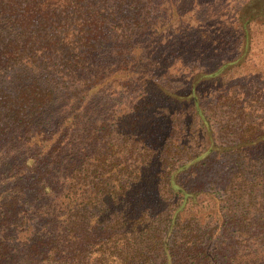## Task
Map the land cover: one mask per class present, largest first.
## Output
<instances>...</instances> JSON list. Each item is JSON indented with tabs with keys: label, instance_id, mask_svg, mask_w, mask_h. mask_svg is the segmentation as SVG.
Instances as JSON below:
<instances>
[{
	"label": "trees",
	"instance_id": "16d2710c",
	"mask_svg": "<svg viewBox=\"0 0 264 264\" xmlns=\"http://www.w3.org/2000/svg\"><path fill=\"white\" fill-rule=\"evenodd\" d=\"M182 1L0 0V264H264V159L215 196L180 182L216 149L208 90L225 83L217 105L239 97L222 76L243 54L200 64L206 46L228 25L250 51L264 0L227 19ZM196 119L208 148L188 156ZM140 125L142 159L125 172L121 139ZM241 135L237 151L264 154V127ZM161 157L178 164L161 172Z\"/></svg>",
	"mask_w": 264,
	"mask_h": 264
},
{
	"label": "rangeland",
	"instance_id": "374dc122",
	"mask_svg": "<svg viewBox=\"0 0 264 264\" xmlns=\"http://www.w3.org/2000/svg\"><path fill=\"white\" fill-rule=\"evenodd\" d=\"M165 1L166 0H162L163 3H165ZM177 1L181 2V0H174V2ZM194 1L202 3L203 9L207 7L208 12L215 11L217 8H219V10L221 9L220 13L217 12L216 14H218V18H222L223 12L225 13L226 19L234 16V11L236 9L240 11L243 6L246 10H244V13L252 16L257 7L254 0H223L221 3L218 1L213 3V0H185L182 1V4H186L185 6L188 8L196 4ZM186 7L184 8L186 9ZM199 9H201V6ZM196 10L194 9V11ZM161 18L166 20L164 15H161ZM173 24L174 23L170 25L171 29L175 28ZM224 26L230 29V26ZM228 29H223L224 33H220L224 35V42L222 44L212 45L209 48L206 46L209 50L207 51V56L200 64L214 65L221 59L233 58L236 56L240 58V56H242L241 54H243V59L240 58L242 60L236 61V63H238L227 70L222 76V82L232 78H236L239 81L238 84L240 88L236 90V95L239 97L233 104L217 105L216 98L223 92L222 86H224L225 83H223L220 89L211 87V89L208 90L204 102V116L207 120L208 127L211 131V139L216 149L205 153L203 159H201L199 163L184 171L186 173L180 177V182L183 183L185 187H198L203 184V189L213 196H215L216 193H221L225 188L228 190H236L240 186V183L234 180L235 174H237V172H254L252 169L253 165L256 166L254 160L257 158H261V160L264 159V154H258L257 152H252L247 159L243 153L235 149L244 130L251 126H257V124L264 127V23L260 21H254V23H252L250 35L256 38L254 45L247 53L244 52L243 45H239L241 39L238 38V43H235L236 35ZM168 32L169 30L165 32L164 35L168 34ZM179 80L180 81L174 82L173 86L179 89L182 88L183 91H186L189 80L184 78ZM180 82L183 84L180 85ZM115 99L121 108L126 109L132 97L129 95H121ZM143 115L141 111L137 121H139L140 117ZM151 129L152 128H150L149 131ZM145 131L146 127L140 125L136 130L132 131L137 138L129 136L128 139H121L126 141L123 142V146L133 147V151L125 157V160H122L127 168L125 172H130V165H133V168L137 165L139 162L137 161L138 158L142 159V157H140L143 145L142 141H147L144 137ZM133 138L139 142L136 144ZM186 146L188 148V156H200L208 148L205 129L199 127L197 119L191 124V134L187 140ZM228 147L229 150H223V148ZM185 160L186 158L182 162ZM261 160H259V162ZM159 162L161 164V172L171 170L178 164L176 159L167 160L163 159V157H161ZM204 198H206L207 202L213 204V202L208 199V196ZM214 239L221 241L223 240V236L214 234Z\"/></svg>",
	"mask_w": 264,
	"mask_h": 264
}]
</instances>
